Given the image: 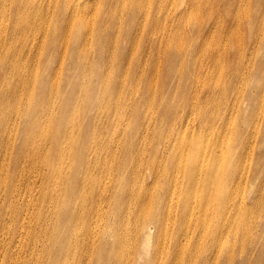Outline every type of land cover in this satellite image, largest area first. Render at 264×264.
Masks as SVG:
<instances>
[{"label":"bare ground","instance_id":"6f19581e","mask_svg":"<svg viewBox=\"0 0 264 264\" xmlns=\"http://www.w3.org/2000/svg\"><path fill=\"white\" fill-rule=\"evenodd\" d=\"M93 1L97 0H50V5L44 7L34 0H0V124L4 126L0 128V137L10 140L11 156L14 149L17 152L16 157L11 160L13 169L19 167L25 156H41L39 151H42L43 166L45 164L51 169L45 177V182H48V176L58 173L61 167L59 164L56 166L52 159L68 161L69 174L66 175L67 181L63 189L67 187L60 194L65 205L54 215L56 221H65L64 226L58 223L57 227L58 231L64 229L65 239H77L70 232L69 220L73 222L72 227L77 232L75 228L82 222L78 218L80 205L78 202L76 204V200L73 203L71 197H76L80 181H89V185L95 187L91 190L92 196L101 200L104 197V190L98 189L102 188V180H96L91 174L93 170L102 171L100 167L107 163L100 162L102 156H99L108 137V130L111 129L104 122L112 125V121L126 120V123L134 126L136 123L137 128L126 131L122 137L124 156L132 159L119 163L124 171L117 180L112 175L105 179V188L110 189L113 183L122 188L110 200L115 208L112 210L111 205L109 210L114 220L113 225L109 222L108 231L114 233L118 230L121 223L120 211L125 210L122 228L131 214L138 220L146 221L142 228L141 252L144 255L139 259L147 258L151 264L160 263L161 248L165 249V261L160 264H264V232L259 234L261 222L264 221V91L259 92L258 85L246 88L250 92L247 98L250 112L242 114L244 125L239 127L236 126L239 107L236 104L238 97L235 95H238V81L229 97L228 88L220 87L219 80L213 78L215 76L207 78L204 82L207 94L200 93L198 96V109L196 104H191L196 95L193 89L189 91L193 82L197 86L202 83L204 72H216L217 77H221L222 72H237L243 82L245 74L249 81H264V45L256 44L260 48L261 59L254 62L248 71L249 65L244 66L242 56L227 57L219 48L214 51L211 64L204 63V57L198 55L203 52L198 43L190 40L182 45L181 37L176 34L170 37L169 45L160 51L159 61L152 64L150 57L154 56V51H148L147 57L143 56L140 54V45H133V41L125 42L119 53L121 35L117 34V25L112 20L117 18L118 9H140L138 14L142 18L144 0H98L97 6L101 11L92 24L87 19L89 14L87 15L85 8L91 6ZM63 6L66 13H63ZM103 11L108 13L103 15ZM188 23L186 22L187 27ZM199 26L202 29V23ZM37 28L43 31L48 40L56 33L53 40L57 42L56 38H59L60 51L66 47V51L62 52L59 71L56 72L54 66L41 71L45 72V76L52 77L48 94L45 92L47 89H43V93H35L30 84L34 83L37 75L33 72H37L39 68L36 62L42 60L47 48L46 42H37ZM112 28L115 29L111 31V36L114 35L111 39L101 37L107 35ZM219 28L225 29V26L220 25ZM59 30L63 31L60 37L57 36ZM235 34L234 30L226 29V36L233 41ZM125 36L132 40L129 34ZM252 37L257 39L258 36L252 32ZM250 44L251 38L246 36L243 45L247 48ZM75 47L77 52L74 53ZM135 50L138 52L137 56L130 57V64L122 66L112 62L114 57L120 60L126 51L136 53ZM192 50L196 51L194 58L189 57ZM103 54L105 64L100 70L103 78L99 88L100 98L95 105L82 107L84 112L80 113V102L87 92L84 72H89L88 61L94 57V61H99ZM54 55L49 54L48 66L56 61ZM25 58L32 60L28 63ZM164 61L167 62V67L169 64L173 68L171 71L164 67ZM227 61L229 68L226 71ZM65 65H70V71L65 72ZM140 69L145 72H187V87L182 94L186 96L189 92L192 93L190 102H181L175 98L166 103L164 96H157L159 88L152 87L151 82L141 88L144 92L137 99L138 92L127 86V79L124 80L126 91L109 93L108 98L106 97L105 85L112 76L111 72H123L127 77L129 72H141ZM94 72L99 71L96 69ZM217 72L221 74L217 75ZM144 75L148 73L137 76L140 78L139 82L141 80L145 83L147 79ZM44 79L43 82H46ZM68 79L70 85L64 97L59 99L56 95L60 93L62 82H68ZM183 81L184 79H180L178 88L184 87ZM136 84L139 83L134 85ZM243 92L239 98H243ZM231 98H236L234 103H231ZM115 102L117 105L113 108ZM133 102L135 103L132 105ZM63 103L64 111L58 117ZM121 103L132 108L130 118L126 116ZM155 103H159L160 112L166 114L167 122L161 118L157 122L148 117L147 110ZM180 108L189 110L186 111L185 120H179L176 116ZM166 126L167 132L162 130ZM218 126L220 129L222 127L220 134L215 132ZM150 127L154 128L151 135ZM260 138L262 149L258 145ZM216 139L224 151L228 150V155L214 153L218 142L214 147L208 143ZM28 141L29 144L37 145V152H25ZM46 141H49L48 145L45 144ZM1 151L2 147L0 153ZM144 155L151 158L145 164L141 161ZM218 155L224 156L221 166L216 164ZM95 158H99V161ZM82 171H91L90 178L82 176ZM137 171L141 172L142 181L133 177ZM216 173L220 176H215ZM39 177L42 181L40 175ZM47 190L50 191L48 188ZM14 192L15 189L8 188L2 197V203L10 202L13 196L17 200H20L21 194L25 196V193ZM193 195L198 198L195 204L190 201ZM49 197L57 206L58 199L54 195L47 196L46 192L43 193L44 201ZM2 203L0 214L13 220L14 216L2 207L5 206ZM129 233L130 229L124 231L118 239L117 236L102 239L101 250L105 246L116 249L114 241L124 245ZM65 250L68 251L69 248ZM77 251V264H89L84 256L81 257L78 249ZM95 263L102 264L101 259ZM119 264L125 263L120 261Z\"/></svg>","mask_w":264,"mask_h":264},{"label":"rangeland","instance_id":"374dc122","mask_svg":"<svg viewBox=\"0 0 264 264\" xmlns=\"http://www.w3.org/2000/svg\"><path fill=\"white\" fill-rule=\"evenodd\" d=\"M49 1L50 0H34L36 4L44 5V7H48V4L50 5ZM144 2L145 6L141 10L144 12L142 18L141 16L139 17L138 14L140 9L135 11H123L118 9L117 18L112 19L114 24L117 25V34L121 35L119 53H121V50L124 48L125 42L133 41V45H140V54L143 56L147 57L148 51H154V56L150 57L152 60L151 63L154 64L159 61L160 51L171 42L170 37L177 34L181 37V41L183 42L182 45H185L190 40H194L198 43L203 50V52L198 55L204 57L203 61L206 64H211L212 56L215 54L214 51L216 48H219L220 52H224L227 57H233L234 55L242 56L244 66L249 65L248 71L251 70L254 62L261 59V51L256 44L264 45V0H251V2L249 0H144ZM98 3V0L93 1L90 4L91 6L85 8L87 15L89 14L87 19L90 20L92 24L93 22H96L95 18L99 11H101L100 7L97 6ZM63 13H66V8L64 6ZM79 13L85 15L80 11ZM106 13L108 12L103 11V15ZM62 17L64 18L63 14ZM186 22H189L188 27ZM102 23L103 25H106L104 22ZM199 23H202V29H199ZM220 25H224L225 29L219 28ZM40 28H37L36 30V40L38 43L42 41L46 42L45 46H47V48L42 60L36 62V64H39V68L37 69V72H33L37 73V75L35 76L34 83L31 82L30 84L35 90V93H43V89H47L45 92L48 94L52 83V77L45 76V72L41 71H46L48 67L51 68L53 66L55 67L56 72L59 71L60 66H62V52L66 51V47L60 51L59 38H56L58 43L53 40L56 33L52 34L48 40ZM114 29L115 28H112V30L107 32L108 36L105 35L101 37L111 39V37L114 36H111ZM226 29H232L235 31L236 34L234 36V41L226 36ZM62 32L63 31L59 30L57 36L60 37ZM252 32L255 36H258L257 39L252 37ZM126 34H129L132 37V40H128L125 36ZM133 34L136 36L134 37ZM246 36L251 38V44L247 48L243 45V40ZM133 49L135 48L133 47ZM172 50L168 49V51ZM238 51L239 53H237ZM75 52H77L76 47L74 49V53ZM135 52L136 53H128V51H126L122 59L118 60L114 57L112 62H116L118 65L120 64L122 66H126L130 64V57H132V55L137 56L138 52L136 50ZM53 53L55 54L54 56L56 61L52 62V65L48 66L49 54ZM195 56L196 51L192 50L189 57L194 58ZM94 58L93 60L90 59L88 61L89 72H84L87 92L81 99L80 113L84 112L82 107L84 108L89 105L93 106L100 98L99 88L101 87L103 79L101 75L102 72H100V70L104 68L105 55L103 54L99 61H94ZM31 60L32 59L28 60L25 58V61L28 63L31 62ZM164 63V67L169 71L173 69L169 66V64L167 67L166 61H164ZM232 66L233 63H231V67ZM228 68L229 63L227 61L225 68L226 71ZM63 69H65V72L70 71V65H65ZM96 69L99 72H94ZM140 70L141 72H129L127 77L124 76L125 73L123 72H111L112 76L107 79V83L105 85V89L107 91L106 97L108 98L109 93L113 94L114 92H120L122 90L126 91L127 89L124 86V80L127 79V86L138 92L137 99L140 98L144 92L141 88L146 86L145 84H149L151 82L152 87L155 86L156 88H159L160 93L157 96L160 98L164 96V101L166 103H169L171 99L175 98L181 102L184 100H186V103L190 102V98L193 94L190 92L186 96H183L182 94L187 87V72H145L143 69ZM140 73H148V75H144V78L147 79L145 83L141 80L139 82L140 78L137 76H139ZM215 74L216 72H204L203 81L200 85L197 86L195 82L190 85L189 91L193 89L196 95V98L193 99L194 102L191 104H196L198 109V105L200 103L198 96L200 93L207 94V92L204 91V82L209 77L215 76L213 78L214 80H219L221 85L220 87L228 88L229 97L230 95L232 96L233 88L238 81V95H235L238 97L236 104L239 107V118L236 126H243L244 123L242 122L243 118H241V116L242 114L244 115L245 113L250 112L248 110L249 103L247 101V98L250 95L248 93L250 92L246 88L249 85H258V91H264V81L256 82L255 79H251L249 81L246 77L247 74H245L243 82L237 72H222L221 77H217ZM219 74L221 73L217 72V75ZM44 76L45 79L43 78ZM152 76H154L153 79ZM42 79L46 82H43ZM180 79H184L183 88H178ZM136 82L139 84L134 85ZM189 83H191V80ZM2 85H4V82H2ZM69 85V79L68 82L66 80L62 82L60 93L56 95L59 99L64 97L65 91ZM242 92L243 98H239V95ZM235 100L236 98H231V103H234ZM138 101L142 103L141 100ZM134 103L135 102H133L132 105ZM121 104L124 107L126 116L130 118L132 116V108H129L128 106L125 107V103ZM150 104L152 105V103ZM116 105L117 102L113 103V108H116ZM63 111L64 103L57 116H61ZM178 111L179 113L176 115L178 119L185 120L187 117L186 111L189 110L180 108ZM147 112L148 117L156 119L157 122H159V118H161L162 121L167 122L165 118L166 114H162L159 110V103H155L153 106L148 108ZM158 114L159 117L157 116ZM104 123H106L107 128L110 126L111 129L108 130V137L105 141L103 151L99 153V156H102V158H100V162L107 163L100 167L102 168V171L96 172L93 170L92 172L85 171L84 173L82 171V176L90 178L89 172H91L93 178L96 180H102V182H100V184H102V188L98 187V189L104 190V197L101 200L92 196L91 190L94 186L92 187L89 185V181H80L76 197H71V201L73 203H75L76 200V204L78 202L80 205V215L78 218L81 219L82 222L76 226L75 229H77V232L72 227L73 222L69 220L70 232L73 236H77V239L70 237L65 239L64 229L61 231H58L57 229L58 223L61 226H64L65 221H56V215H54L58 209L63 208L65 205L63 199L60 197V194L67 181L66 175L69 174L68 161L60 162L57 159H52L56 166L59 164L61 167H59L58 173L48 176V182H45V177L51 172V169L45 164L43 166L42 160L44 158L41 157L43 152L39 151L41 156L35 154L33 157L24 155L25 159L19 167L14 170L11 160L16 157L15 155L17 152L14 149L13 156H11L12 150L9 151V146L11 145V142H9L10 140L0 137V141L3 143V146H1L2 151L0 153V203H2V197L8 188L15 189L14 193H25V196L23 194L20 195V200H17L15 196H13L10 202L2 203L5 205L2 207L9 211V213L14 216V219L10 220L8 217L0 214V264H77L79 262V255L76 253L78 252L77 249L79 250L81 257L84 256L86 258V262H89V264H96L95 262H98L99 258L101 259L102 264H119L120 261H123L125 264H151L147 258L139 259V257L144 255L143 251L141 252L143 239L142 228L144 227L146 221H143V219L138 220L136 216L131 214L125 227L122 228L125 220V210H121V223L118 230L114 233L108 231L109 222L113 225L114 220V217L109 210L111 205L112 210L115 208L110 200L112 196L122 188L119 184L114 183L110 189L105 188V179L106 177L109 178V176L112 175L111 177L114 180H117L124 171V167H121L119 163L123 160L127 161L128 158L132 159L130 156H124L125 147L122 137L126 131H134L137 128V125L136 123L135 126L130 125L126 123V120L112 121V125H108L107 121ZM3 127V124H0V128ZM219 129L220 127L218 126L215 130L218 134L222 131V127L220 130ZM162 130L167 132L168 127L166 126ZM153 133L154 128L150 127V135ZM190 136L191 134L189 137ZM215 137L218 139L217 136ZM217 139L216 141L209 142L208 145L214 147V145L218 142V148L215 146L214 153L228 155V150L224 151L223 148L219 146V141ZM207 140H205V142H207ZM29 142L30 141H28V144H25V152H37V145L29 144ZM48 142L49 141H46L45 144L48 145ZM258 145L262 149L261 138L259 139ZM222 155H218L216 157V164L219 166H221V160L222 157H224ZM212 158H214V155ZM150 159L149 155L141 157L143 164L148 162ZM95 160L99 161V158H95ZM41 169L42 171L40 172ZM39 175L41 176L42 181H40ZM140 175L141 172L137 171L133 177L138 180L140 178V181H142V176L140 177ZM215 176L220 175L216 173ZM81 185L83 186L81 187ZM139 187L140 185L137 188ZM47 188L50 191H48ZM65 188L62 193H64ZM93 189H95V187ZM44 192H46L47 196L49 194L54 195V197L58 199V205H55V202L51 197L44 201ZM10 193L11 192H9V194ZM73 194H75V192ZM190 199L193 204H195L196 200H198L197 196L194 195ZM87 212H89L88 215ZM37 214L38 217H36ZM194 223L195 221L192 222V226H194ZM43 227L45 228L42 229ZM196 228H198V226ZM129 229L130 233L124 245L121 242L115 243L114 241L113 244L116 245V249H113L110 246H105L101 250L100 243L102 239H112L114 236H117L118 239L124 231ZM263 232L264 221L261 222L259 234ZM155 241L157 242V237H155ZM66 248H69V250H65ZM159 258L160 263H164V248H161Z\"/></svg>","mask_w":264,"mask_h":264}]
</instances>
